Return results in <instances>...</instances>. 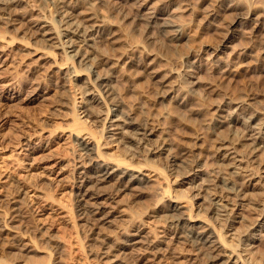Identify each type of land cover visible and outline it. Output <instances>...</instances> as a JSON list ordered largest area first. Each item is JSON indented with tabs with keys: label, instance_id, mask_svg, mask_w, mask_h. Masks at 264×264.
Segmentation results:
<instances>
[{
	"label": "bare ground",
	"instance_id": "bare-ground-1",
	"mask_svg": "<svg viewBox=\"0 0 264 264\" xmlns=\"http://www.w3.org/2000/svg\"><path fill=\"white\" fill-rule=\"evenodd\" d=\"M22 1L0 0V13L8 34L17 27L15 24L22 27L24 22L20 19L28 21L19 48L24 55L21 62L25 71L34 75L36 81L45 79L50 87L67 88L71 81L84 101L80 108L82 115L72 118L74 122L70 124L74 127L75 157L71 181L79 228L95 242L94 246L89 244L94 247L88 250L90 259L103 264H253L249 261L255 253L252 248L264 235V200H249L250 192L246 188L252 185L256 171H251L252 167L248 169V164L245 168L241 161L248 160L259 169L264 164L261 158L264 99L257 95L233 96L225 89L220 94L217 89L245 70L246 63L238 60L255 51L256 46L241 41L240 46L232 45L238 36L236 26L254 24L252 42H259L258 50L262 53L259 57L264 55V7L254 16L256 12L240 10L241 0H213L203 25H213L220 13L216 6H222L236 12L228 22L229 34L214 46L202 49L191 45V49L188 46L184 52L175 54L174 48L190 44L193 32L189 22L179 18L176 11L171 14L170 8L177 4V12L178 9L193 12L188 0H125L135 4V12L133 9L131 15L123 13L124 20L115 21L102 12L100 5L106 4L112 11L120 12L117 0H41L37 14L27 12ZM134 31L142 35L140 45L131 37ZM2 36L4 40L6 34ZM13 41L11 34L7 46L0 45V71L7 68L9 55L15 50L11 48ZM227 48H231L237 61L226 62ZM170 56L181 61V70L167 65ZM203 60L209 65L205 78L199 73ZM21 62L13 65L17 67ZM121 67L125 69L122 71ZM137 75L149 79L152 109L129 100L116 87L119 78ZM0 82L2 91L13 85V81L3 83L0 79ZM40 84L32 87L26 101L46 99L48 85ZM215 92L218 96L209 99ZM69 97L63 94L60 104L72 113L73 102ZM206 102L210 110L205 109ZM172 117L183 123L196 119L199 124L193 144L181 152L174 151L168 133L170 121L167 120ZM86 121L99 128L104 143L118 148L122 158L102 152L103 144L96 141L92 129L87 124L81 125ZM132 143L134 148L129 146ZM135 157H140L137 164H128ZM155 158L170 161V170L175 174L172 190L160 182L159 174H152L154 170H146L145 164ZM206 167L212 168L206 172ZM184 183L194 190L190 199L204 192L194 205L177 193V186ZM143 197L149 198L148 203L139 205ZM28 199L22 185L15 194L0 196V206L8 205L12 211L8 219L0 218V264H41L31 254L29 242L24 243L20 235L7 232L8 225L19 228L10 222H23L28 210L40 208L36 206L39 202ZM246 205L259 211V217L251 218L249 223L243 221L244 224L235 228V223L242 222L239 216L244 218L237 210ZM118 217L121 225L116 220ZM216 218L228 223L227 237L238 235L239 247L226 241L214 224ZM31 227L26 223L23 233L29 231L40 237L51 229L45 225ZM111 227L114 229L108 232L106 229Z\"/></svg>",
	"mask_w": 264,
	"mask_h": 264
},
{
	"label": "rangeland",
	"instance_id": "rangeland-1",
	"mask_svg": "<svg viewBox=\"0 0 264 264\" xmlns=\"http://www.w3.org/2000/svg\"><path fill=\"white\" fill-rule=\"evenodd\" d=\"M117 1L118 2L116 4L121 9L120 12L116 10L112 11L106 4L100 5V9L102 10V12H104L105 15L113 21L124 20V15H126L127 13L128 15L130 13L132 14L131 11L135 8V4L131 1L127 2L125 0H121V3L119 2L120 0ZM212 1L213 0H188L187 3L192 6L193 12L191 10L189 12L185 10L182 11V9H178L177 12V4L171 6L170 13L173 12L174 14V11H176V15L179 14L177 16H180L179 18H182V20L189 22V28L191 32H193V36L191 39L192 41H190V44L183 46L179 45V47L177 46V48H174L173 50L175 54H180V51H185V49L187 50L188 46H190L189 49H191L193 46L194 48L201 47L202 49L205 47L207 48L209 46H214L222 41L225 34H229L227 33L230 32V30H227V27L229 25L228 22L233 19L236 12L223 8L222 6H216V11L218 10L217 13L220 12L218 14L219 16L217 15L215 17L216 24L215 22H213V25H203V22H205V15L211 8L210 2ZM22 2V7L25 8L30 14H37L41 10V0H24ZM239 3L241 8L240 10H251L254 13L256 12L254 16H256L257 13L259 14L264 7V0H241ZM135 9L133 10V13L135 12ZM123 13L126 14L123 15ZM232 13H234V16L232 15ZM20 20L24 22L21 23L23 24L22 27L20 26V23H17L15 24V27H17L12 29L8 34L6 33L8 27H6V25L4 24L3 19H0V45H4V47H6L7 39L9 40L11 38V34L12 37L15 38V42H11V48H15V50L11 53V55H9L7 66H5L8 69L6 68L5 70L0 71V79L4 81L3 83H9L10 81H13V85L9 89L2 91V87L0 86V196L4 194L13 195L22 185L28 192V201L39 202L36 206H40V208L36 209V211L32 209L28 210L24 218L22 219L23 222H10V224L19 228L11 226L9 227L8 225L6 226L9 229L7 230V232L20 235L23 238L24 243L29 242L28 245L30 244L29 247L33 250V253L31 254H35L34 257L41 264H54L57 260L59 261L57 264H103L95 260H91L89 257L88 250L94 246L93 243L95 244V242L89 239L90 237L86 235L87 233L85 234L81 230V227L79 228L78 224H80V222L76 217L74 194L72 191V168L75 163V157L73 155L74 127H72L70 124L74 122L73 119L75 118V116H77L76 118H78V116L82 115H80V108L84 102L82 95L81 93H79V90L73 87V83L71 81H68L69 83L66 86L67 88L64 87L65 89H67V91L65 92L63 87L59 86L60 89L58 86L57 88L56 85H52L50 87L48 83H46L47 81H45V79L43 80L41 78L39 82L38 80L36 81L33 79L34 75L30 74L29 72V74H27V71H25L26 68L23 65V62H21V59L24 58V55L22 50L19 48L22 47L21 43H23L22 41L24 40L22 31H24V29L27 30L28 26L26 27V24L28 25V21L27 19ZM252 24L253 23L249 22L244 25L236 26V29L238 28L236 30L238 36L236 41H234L236 43L233 42L232 45L238 44L237 46H240V43L243 42L244 44L254 45V47L256 46L254 53L252 52L253 56H245L243 59L238 60L235 59L233 54L231 53V48L226 49L224 53L226 62L234 59V61L238 60L239 63H246L247 66H244L246 69L243 70L234 79H231L226 85L223 84V86H218L219 90L217 89V92H219L220 94L222 91L221 89H225L233 96H240L242 94H246V96L257 95L259 98L264 99V55L262 57H259L262 54L261 51L258 50L259 42L254 40L252 42L253 37H251V34L253 35L252 27L254 25ZM139 33L140 31H134L131 35L134 43H136L137 45H140L143 40L142 35H140L141 33ZM3 34H6V38H4V40L2 38ZM5 39L6 43L4 42ZM237 46L236 48H238ZM170 57L167 58V65L178 67L181 70V61H176L172 57ZM61 60L62 57L60 58V61ZM19 61L21 63L18 64L17 67H15V62ZM203 62L204 65L202 71L200 70L199 73L202 78H205L209 73L207 72L209 71V65L207 60H203ZM226 62L224 63L226 64ZM223 67H225V65ZM247 67H249L250 69ZM121 68L122 71L125 69H123V67ZM27 76H31L30 79H32V81L28 79L29 77ZM126 77L119 78V80H117V82L115 83L120 93L124 96L127 95L126 97L129 100H135L141 105L143 103V106L146 105V109H152L154 101H152L153 96H151L152 93L150 92L152 91V89L150 88L151 86L149 83V79L143 77L142 75H137L132 78L128 76ZM42 81L45 82V85L42 84ZM38 83H41L42 86L48 85V89H46L48 90L46 99L40 98L33 102L26 101L25 97H27V95L29 94L28 92L33 89L32 87H35V85ZM62 91L65 92L63 94L67 93V95L70 96L69 98L73 102L71 103V108L73 109L74 113H69L71 109L61 107L60 102L62 100L61 97H63V94L61 93ZM217 92L211 94L209 99L217 97ZM149 97H151L152 99H150ZM75 105L78 108H76ZM204 106L206 110H210L211 108V106H209V102H206ZM55 109L56 111L54 112L53 110ZM168 121L170 122L168 123ZM176 121H178L176 117H172V119L167 120V123L170 126L168 133L173 141L174 151L181 152L186 148H190V145L193 144V137L196 135L195 132L198 131L199 124L196 119H191L188 121V123ZM91 123L89 121H86L81 125L87 124V126L92 129V133L96 135V141L98 140L100 143L98 141L97 142L101 144V146L103 144L104 149L103 147L101 148L102 152L104 151V153H111L114 158H119L121 152L118 150V148L109 144H105L99 128H96L94 125L92 126ZM29 138L30 141H28ZM27 141L29 144H27ZM129 146L131 148H134L133 143L129 144ZM27 148L30 149V151ZM202 150L204 151L205 147ZM140 157H138V159ZM261 158H264V156ZM138 159L135 157L127 162L128 164L131 163L135 165L139 161ZM145 165L147 171L154 170L152 174H159L160 177H162L160 182H162V184L165 186L166 184L169 185L172 190L174 186V182L172 183V181L175 180V174L170 170V161H168L167 159L165 160L162 158H155L150 161L149 164ZM241 165L244 167L247 165V168L252 167L251 171H256V175L252 179V185H248L246 188L247 192H250L249 200H252L251 198H253L252 201L255 202L264 200V164L262 165V169L254 168L253 166L255 164H250L248 160H244L243 162L241 161ZM211 168L206 167L205 171L207 170L206 172H208V170ZM188 186V183L177 186V193L180 195V198L182 197L183 200L188 199L190 201H187L194 205L198 200H200L199 196H201L204 192H199L198 196L195 197L194 200L193 198L190 199L189 195H191L194 190L189 189ZM145 190L143 189V191ZM148 199V197L141 198L139 201L143 202L139 204L140 202L137 201L136 206L143 205L145 203L147 204ZM119 202L118 204H120ZM245 203H247V201H245ZM237 211L238 213L240 212L239 214H242L244 218H241V215L239 216V220H241L242 222L235 223V228L239 227L241 224H244V222L249 223L248 220L251 221L253 217H259V214L257 215L259 211H257L256 209H252V205H246L244 206V208H240ZM10 213H12V211L9 210L8 205L4 204V206H0V218L2 219V221H4L3 219H8ZM16 219H19V217ZM116 220L121 225L122 222H120V218L118 217ZM116 220L115 223L119 224ZM26 223L30 224L32 226L31 228H33V226L35 225H45L47 227L50 226L49 228L51 229L47 230L45 233H43V235H40V238L33 232L27 231L23 233L22 230H25L24 225ZM214 224L219 232L225 235L228 223H224L222 219L216 218L214 219ZM112 227L106 230H108L109 232L114 229ZM230 233L231 232H229V234ZM225 236L224 237L229 244L239 247V237L237 234L232 235V237H227V235ZM49 238L51 240L54 239V241H51ZM90 243L93 246L89 245ZM252 249L255 253L251 255V259L248 258L250 259L249 261H251L253 264H264V235H262L259 241L255 242V246Z\"/></svg>",
	"mask_w": 264,
	"mask_h": 264
}]
</instances>
